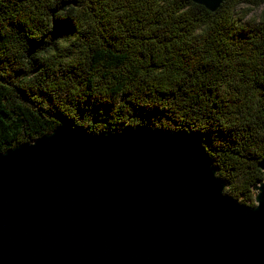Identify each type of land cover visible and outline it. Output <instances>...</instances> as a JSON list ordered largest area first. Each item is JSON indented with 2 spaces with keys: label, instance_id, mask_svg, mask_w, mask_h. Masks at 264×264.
<instances>
[{
  "label": "trees",
  "instance_id": "1",
  "mask_svg": "<svg viewBox=\"0 0 264 264\" xmlns=\"http://www.w3.org/2000/svg\"><path fill=\"white\" fill-rule=\"evenodd\" d=\"M264 0H0V152L70 123L199 138L255 206L264 179ZM246 6L244 16L238 7ZM249 202V203H248Z\"/></svg>",
  "mask_w": 264,
  "mask_h": 264
},
{
  "label": "water",
  "instance_id": "2",
  "mask_svg": "<svg viewBox=\"0 0 264 264\" xmlns=\"http://www.w3.org/2000/svg\"><path fill=\"white\" fill-rule=\"evenodd\" d=\"M227 185L193 135L65 123L0 152V264H264V179Z\"/></svg>",
  "mask_w": 264,
  "mask_h": 264
},
{
  "label": "rangeland",
  "instance_id": "3",
  "mask_svg": "<svg viewBox=\"0 0 264 264\" xmlns=\"http://www.w3.org/2000/svg\"><path fill=\"white\" fill-rule=\"evenodd\" d=\"M263 7H264V5L261 6V7H259V8H255V9L251 10V11L245 16V19H251V18H253V17H255V16L258 17V16L261 14V12H262ZM247 9H248V8H247L246 6H239V7H238V14H239L240 16H244V15H243V11H246ZM248 203H249V202H248Z\"/></svg>",
  "mask_w": 264,
  "mask_h": 264
}]
</instances>
